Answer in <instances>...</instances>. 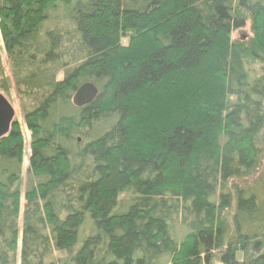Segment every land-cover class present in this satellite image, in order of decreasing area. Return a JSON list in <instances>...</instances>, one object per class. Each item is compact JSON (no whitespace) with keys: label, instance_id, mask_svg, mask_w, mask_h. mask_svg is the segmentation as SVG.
Wrapping results in <instances>:
<instances>
[{"label":"trees","instance_id":"obj_1","mask_svg":"<svg viewBox=\"0 0 264 264\" xmlns=\"http://www.w3.org/2000/svg\"><path fill=\"white\" fill-rule=\"evenodd\" d=\"M57 1L0 0L15 86L43 93L28 167L20 122L0 139V264H264V0H78L42 38Z\"/></svg>","mask_w":264,"mask_h":264},{"label":"rangeland","instance_id":"obj_2","mask_svg":"<svg viewBox=\"0 0 264 264\" xmlns=\"http://www.w3.org/2000/svg\"><path fill=\"white\" fill-rule=\"evenodd\" d=\"M78 0H71L70 3H68V0H58L57 3L55 4L54 7L50 8L49 10V16L47 20L44 22L42 25V28L40 29V36L43 38L45 37V32L46 31H52V30H62L63 33H66L68 31V28L66 27L67 25H72V22L70 20V15L71 12H73L74 7L76 6ZM71 27V26H70ZM250 26L249 23L237 31L233 33V37H241L243 34H250ZM127 40H124L123 43L125 44ZM0 47H1V61H0V93H3L9 102L12 104V106L15 109L16 115H15V120L19 121L21 126L23 127V132H24V138H25V147H24V165H26L28 162V155H29V144H30V136L31 132L28 130L26 127V123L24 120V113L31 109L35 104H37L43 97V93L41 91H35L34 94L27 95L26 93H21L18 91V89L15 86V79L13 76V71L11 70L10 62L8 60L7 53L4 49L3 41L1 38V32H0ZM250 68L255 69L259 71L260 65L256 63H252L250 65ZM64 75V72L60 70L57 74V79H61ZM5 80H8L10 83V88L8 90H5L2 88L3 83ZM27 166V165H26ZM24 166V171H23V178L25 179V173H26V167ZM253 178H248V179H237V180H232L230 181L229 188L233 190L234 186H239V187H244L250 183H252ZM22 186V190H23ZM127 196L125 195V198ZM22 202V201H21ZM23 205V203H22ZM233 205L230 209H228L225 212V217L228 220V226L229 230L231 231L232 228V223H231V218L233 215ZM22 214V213H21ZM22 217V215H21ZM21 219L19 218V222L21 223ZM177 225L183 221L182 217H177L176 218ZM20 245H21V234H19V240H18V249L20 250ZM65 252H61L58 250H51L50 253H48L45 256V263L44 264H53L57 261L58 258L64 259L65 257ZM19 257V253H17V258ZM18 262V260H17ZM61 264V263H60ZM212 264H222L219 262L218 257H216L213 261Z\"/></svg>","mask_w":264,"mask_h":264},{"label":"water","instance_id":"obj_3","mask_svg":"<svg viewBox=\"0 0 264 264\" xmlns=\"http://www.w3.org/2000/svg\"><path fill=\"white\" fill-rule=\"evenodd\" d=\"M99 93L98 86L93 82L81 84L73 93L71 102L77 108L92 103ZM15 118V109L7 97L0 93V139L6 136Z\"/></svg>","mask_w":264,"mask_h":264}]
</instances>
